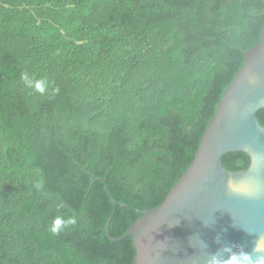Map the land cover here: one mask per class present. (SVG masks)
<instances>
[{
    "label": "trees",
    "instance_id": "16d2710c",
    "mask_svg": "<svg viewBox=\"0 0 264 264\" xmlns=\"http://www.w3.org/2000/svg\"><path fill=\"white\" fill-rule=\"evenodd\" d=\"M263 28L264 0H0V264H135L107 221L165 200Z\"/></svg>",
    "mask_w": 264,
    "mask_h": 264
},
{
    "label": "water",
    "instance_id": "95a60500",
    "mask_svg": "<svg viewBox=\"0 0 264 264\" xmlns=\"http://www.w3.org/2000/svg\"><path fill=\"white\" fill-rule=\"evenodd\" d=\"M244 59L165 200L139 210L120 237L107 221L112 240L133 237L135 264H264V28ZM234 151L250 156L247 168L225 166L223 156Z\"/></svg>",
    "mask_w": 264,
    "mask_h": 264
},
{
    "label": "clouds",
    "instance_id": "9594fccd",
    "mask_svg": "<svg viewBox=\"0 0 264 264\" xmlns=\"http://www.w3.org/2000/svg\"><path fill=\"white\" fill-rule=\"evenodd\" d=\"M23 80L25 81V84L28 88H34L37 92L41 93V94H45L46 91H47V81L46 80H32L30 79L26 74L23 75ZM54 91H58V89H55ZM58 208H62L63 207V204H59L57 205ZM76 218L73 216V217H69L67 219H65L64 217L62 216H57L51 226H50V232L54 235H59L60 232L71 226V225H74L76 223ZM213 259L215 260L216 258L213 257Z\"/></svg>",
    "mask_w": 264,
    "mask_h": 264
}]
</instances>
